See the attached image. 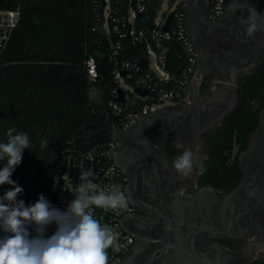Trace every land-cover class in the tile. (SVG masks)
Returning <instances> with one entry per match:
<instances>
[{
  "label": "flooded vegetation",
  "instance_id": "flooded-vegetation-1",
  "mask_svg": "<svg viewBox=\"0 0 264 264\" xmlns=\"http://www.w3.org/2000/svg\"><path fill=\"white\" fill-rule=\"evenodd\" d=\"M251 8L260 15L248 36L241 18ZM210 11L211 0L187 6L200 78L190 87V105L151 114L115 134L114 161L130 197L121 227L131 244L120 264H264V104L246 147H235L237 184L216 188L199 174L206 137L238 108L240 77L264 61V0H228L215 20ZM185 150L194 153L186 178L172 166Z\"/></svg>",
  "mask_w": 264,
  "mask_h": 264
},
{
  "label": "trees",
  "instance_id": "trees-1",
  "mask_svg": "<svg viewBox=\"0 0 264 264\" xmlns=\"http://www.w3.org/2000/svg\"><path fill=\"white\" fill-rule=\"evenodd\" d=\"M95 6L93 0H0V10L21 11L19 24L0 47V143L7 142L9 128L29 137L30 147L10 177L22 187L16 199L25 206L36 203L40 194L48 200L60 188L67 152H80L78 133L85 130L84 137L93 123L106 124L89 103V56L97 59L105 96L116 88L110 42L97 29ZM132 48L129 53L135 54ZM184 62L175 53L167 68L176 74ZM263 104L264 61L240 77L237 110L205 139L204 184L230 189L240 180L235 147H246ZM6 163V158L0 160V168ZM12 189L0 185V197ZM27 228L31 237L34 225ZM7 235L0 230V238Z\"/></svg>",
  "mask_w": 264,
  "mask_h": 264
},
{
  "label": "built area",
  "instance_id": "built-area-1",
  "mask_svg": "<svg viewBox=\"0 0 264 264\" xmlns=\"http://www.w3.org/2000/svg\"><path fill=\"white\" fill-rule=\"evenodd\" d=\"M93 1L100 21L97 29L110 42L109 59L115 64L112 75L116 88L110 92L108 98L105 96L97 59L89 56L86 61L88 80L92 86L89 103L94 111H98L102 121L106 122L93 125L99 127L98 131L106 130L112 141L95 145L87 152L80 149L79 153L67 152L65 168L58 177L62 185L52 192L48 199L53 207L62 212L75 198V186L80 183L81 170L92 168L96 173L94 183L99 187L120 185L121 190L125 192L122 173L114 161V152L118 146L115 133L120 129L128 130L151 114L176 110L163 108L166 103L174 101L190 105V87L194 81L200 80L196 76L199 53L187 33L185 5L191 0H182L175 11L163 15H159V10L165 7L164 0H104L105 5L102 0ZM227 1L211 0L212 20L224 13ZM172 14L174 16L167 31L165 27ZM20 17V8L11 11L0 10V47L9 40L12 30L19 24ZM131 47L135 49V54L129 53L128 49ZM175 53L180 59H185V62L183 67L173 74L167 66L171 55ZM143 60L147 63L146 66L142 64ZM122 72L126 75L123 76ZM120 80L132 84L133 92L122 88ZM119 90L124 92L123 101H118ZM138 90L147 92V95L144 96L137 92ZM90 135H85L84 138ZM103 158H106V161L101 167ZM70 187L74 189L73 198ZM127 210L128 207L121 209L117 215L109 209L94 208V217L102 226L111 227L116 235V247L107 250L109 264H120L123 254L131 244L130 238L121 227V219ZM56 230L55 222L48 225L43 233L44 238H49ZM34 233L36 230L32 232Z\"/></svg>",
  "mask_w": 264,
  "mask_h": 264
},
{
  "label": "clouds",
  "instance_id": "clouds-1",
  "mask_svg": "<svg viewBox=\"0 0 264 264\" xmlns=\"http://www.w3.org/2000/svg\"><path fill=\"white\" fill-rule=\"evenodd\" d=\"M259 15L251 8L248 18H241L247 25L248 36L257 31ZM7 137L6 143H0V160L7 159L6 165L0 168V185H13V189L0 197V230L10 234L0 238V264H109L107 250L116 235L111 227L101 225L93 211L94 208L109 209L118 215L119 210L128 207L130 197L120 185L99 187L94 183L95 171L88 168L80 171L75 198L65 211L53 207L43 194L36 203L25 206L23 200L16 199L22 187L16 186L10 177L22 161L23 150L30 147L29 137L15 128L7 130ZM44 144L48 146L47 141ZM172 166L182 177H188L194 167L193 151H183ZM204 171L201 166L199 174ZM178 195H183V191H178ZM53 222L57 230L44 238V230ZM28 225L36 226L35 237L30 238Z\"/></svg>",
  "mask_w": 264,
  "mask_h": 264
},
{
  "label": "water",
  "instance_id": "water-1",
  "mask_svg": "<svg viewBox=\"0 0 264 264\" xmlns=\"http://www.w3.org/2000/svg\"><path fill=\"white\" fill-rule=\"evenodd\" d=\"M102 1L104 3V0H102ZM198 1L199 0H191L190 2H188L185 5V10L187 11V6L189 4L196 5V3ZM104 5H105V3H104ZM173 16H174L173 14L170 16V18L168 20V24L165 27V30H167V31L170 29ZM142 64L144 66L147 65V63L144 60L142 61ZM122 75L125 76L126 75L125 72H122ZM196 76L199 78L198 72L196 73ZM221 83H223L225 85L227 84V82H221ZM193 85H198V81H194L191 86H193ZM137 92L143 94L144 96L147 95V92H141L140 90H138ZM119 94H120V97H119L118 101H123V99H124V92L122 90H119ZM163 112H167V111H163ZM98 130H99V127L98 126H95V125L89 126L86 129V131H90L92 134L89 137H87V138H84L83 137V135L85 133V130L80 131L78 133V140H77L76 146L82 152H87L91 147H93L95 145L109 143V142L112 141L111 135L106 130H100V131H98ZM115 134H117V133H115Z\"/></svg>",
  "mask_w": 264,
  "mask_h": 264
},
{
  "label": "rangeland",
  "instance_id": "rangeland-1",
  "mask_svg": "<svg viewBox=\"0 0 264 264\" xmlns=\"http://www.w3.org/2000/svg\"><path fill=\"white\" fill-rule=\"evenodd\" d=\"M182 2V0H164V4L165 7L159 10V15H163V14H167V13H172L173 11H175L177 9V7L180 5V3ZM107 17V14H106ZM120 86L122 88H124L127 91L133 92V85L124 81V80H120ZM182 106L181 103L179 102H169L166 103L163 108L166 109H179ZM71 188V197H74V192H73V188ZM36 230V226L33 228V231ZM36 233L32 234L30 238L35 237ZM116 247V243L114 241L113 245L111 246V248H115Z\"/></svg>",
  "mask_w": 264,
  "mask_h": 264
},
{
  "label": "crops",
  "instance_id": "crops-1",
  "mask_svg": "<svg viewBox=\"0 0 264 264\" xmlns=\"http://www.w3.org/2000/svg\"><path fill=\"white\" fill-rule=\"evenodd\" d=\"M198 84H199V82H198Z\"/></svg>",
  "mask_w": 264,
  "mask_h": 264
}]
</instances>
